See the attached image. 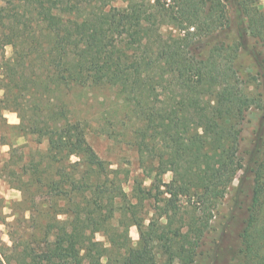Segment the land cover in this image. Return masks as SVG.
Returning <instances> with one entry per match:
<instances>
[{"label":"trees","instance_id":"trees-1","mask_svg":"<svg viewBox=\"0 0 264 264\" xmlns=\"http://www.w3.org/2000/svg\"><path fill=\"white\" fill-rule=\"evenodd\" d=\"M259 2L0 0V143L12 154L14 130L36 144L7 160L22 198L1 222L11 244L0 240V264H194L225 201L220 239L241 224L229 264H264ZM104 88L123 104L115 139L135 155L128 168L98 155L70 108Z\"/></svg>","mask_w":264,"mask_h":264},{"label":"rangeland","instance_id":"rangeland-1","mask_svg":"<svg viewBox=\"0 0 264 264\" xmlns=\"http://www.w3.org/2000/svg\"><path fill=\"white\" fill-rule=\"evenodd\" d=\"M117 6H122L118 3ZM260 11L264 12V0L259 2ZM11 48L7 47L6 56L11 55ZM1 95V93H0ZM70 102V108L72 114L76 119L82 120L86 126L87 138L93 148L96 150L98 155L105 161L112 164V168H115V163L128 168L130 162L134 164L135 155L129 146L123 142V137L118 136L115 139V132L118 134V123L123 115L122 113V101L118 98L115 89L104 88V89H91L83 91L81 94L76 93L71 98H68ZM256 110H253L247 116V119L243 125V137L245 140H249L253 132L257 129L258 119L255 116ZM4 118L9 126H16L20 123L17 113L6 111L4 112ZM13 130V129H12ZM6 139L9 144H13L14 150L11 154V148L8 145H2L0 143V240L3 243L10 245L7 229L1 222L6 218L7 222L14 220L13 214L15 213V203L19 202L22 198V193L17 188L13 187L6 178L7 172L10 168H17V165L10 164V168L7 170V160L10 155L14 158H20L22 152L25 154L30 152V149H35L36 144L33 138H19L17 131H8ZM41 149L46 148V144L40 146ZM19 149V150H17ZM17 160V159H16ZM131 167V166H130ZM171 173L166 174L163 178L165 182L171 180ZM237 181H235V184ZM127 191H130V187L127 186ZM228 200V199H227ZM222 205L221 214L214 219L211 224L217 231L211 232L207 238V247L211 248L210 251L205 252L194 264H229V247L232 242L235 243V237L237 231L240 229L241 224L236 223L235 231L230 236L220 239V228L223 227L226 222L228 215V205ZM152 214L148 215L147 218H151ZM148 223V222H147ZM226 235V234H225ZM130 236L136 246L140 239L139 231L137 227L130 229ZM97 240L104 241V238L99 234ZM219 242L222 244L221 250H213L215 245ZM210 246V247H208ZM218 256V257H217ZM215 259V260H214Z\"/></svg>","mask_w":264,"mask_h":264}]
</instances>
